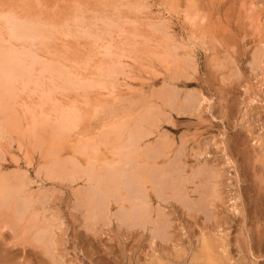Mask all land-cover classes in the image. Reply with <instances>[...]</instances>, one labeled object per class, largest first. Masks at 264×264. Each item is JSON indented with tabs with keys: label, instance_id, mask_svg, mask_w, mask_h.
Masks as SVG:
<instances>
[{
	"label": "rangeland",
	"instance_id": "obj_1",
	"mask_svg": "<svg viewBox=\"0 0 264 264\" xmlns=\"http://www.w3.org/2000/svg\"><path fill=\"white\" fill-rule=\"evenodd\" d=\"M7 14L45 40L11 39ZM79 18L118 27L96 46ZM0 34L5 50L108 74L0 107V182L25 186L11 205L0 192V264H197L204 238L222 264H264V0H0ZM66 110L79 129L62 135Z\"/></svg>",
	"mask_w": 264,
	"mask_h": 264
},
{
	"label": "bare ground",
	"instance_id": "obj_2",
	"mask_svg": "<svg viewBox=\"0 0 264 264\" xmlns=\"http://www.w3.org/2000/svg\"><path fill=\"white\" fill-rule=\"evenodd\" d=\"M121 6V5H119ZM139 6V5H137ZM141 6V5H140ZM115 7V6H114ZM143 7V6H141ZM82 9V8H81ZM77 10L78 12L84 11V9ZM114 9V8H113ZM131 9V7L129 8ZM115 11V9H114ZM134 11V10H133ZM142 11V10H141ZM118 12V11H116ZM114 12V13H116ZM9 13V11L7 12ZM77 13V12H76ZM106 13V12H105ZM78 14V13H77ZM76 16L79 17V14ZM83 14V12H82ZM100 14V13H99ZM107 14V13H106ZM75 15V14H73ZM84 15V14H83ZM98 15V13H97ZM97 15H94L97 16ZM112 15V14H111ZM118 15V14H117ZM120 15V14H119ZM4 16V15H3ZM9 16V17H8ZM122 16V15H121ZM72 17V16H71ZM82 19V15L80 16ZM106 16H104L105 18ZM120 17V16H118ZM5 18V16H4ZM3 18V19H4ZM7 19H5V22L8 26L9 29V35L11 37V39H15L17 41H37L38 39L40 40H45V33L44 31L41 29V25L34 23V22H27V21H23L20 20L18 18L15 17V15H9L7 14L6 16ZM85 18V17H84ZM103 18V17H102ZM100 18V20L102 19ZM111 18V16H110ZM107 18V19H103L101 21H103V23L105 24V26H103V28L105 27V30H100L99 27H96V24H87L85 19L84 21H81L80 18L77 19L78 20V25L76 27V31L80 32L84 35H86L84 38L88 37L90 39H92L94 41V45L96 44V46H98V44H100V42H104L106 39L105 37L110 35L111 30L113 28L116 29L115 25V20L113 21L112 19ZM2 19V17H1ZM33 19V18H32ZM70 19V18H69ZM72 19H76L75 17ZM80 20V21H79ZM99 20V19H98ZM118 20V19H117ZM97 21V20H96ZM71 22V21H70ZM77 22V21H76ZM100 22V21H99ZM68 23V22H67ZM72 23H74V21H72ZM92 23V21H91ZM119 23V21H118ZM124 23V22H123ZM135 23V22H134ZM69 24V23H68ZM67 24V27H68ZM76 24V23H74ZM138 24V23H137ZM158 24V23H157ZM156 24V26H157ZM64 25V24H63ZM66 25V24H65ZM64 25V27H65ZM73 25V24H72ZM102 25V24H101ZM159 25V24H158ZM164 25V24H163ZM116 26V27H115ZM161 26V25H160ZM52 27V26H51ZM63 27V26H62ZM61 27V29H62ZM102 27V26H101ZM155 27V26H153ZM163 27V26H162ZM60 28V27H58ZM161 28V27H160ZM164 28V27H163ZM166 28H168L166 26ZM56 29V28H55ZM64 29V28H63ZM62 29V30H63ZM66 29V28H65ZM118 29V28H117ZM155 29V28H154ZM157 31H159V28H156ZM165 29V28H164ZM164 29H161V31L163 32ZM167 31V30H164ZM77 32V33H78ZM65 34L67 36H70L72 33L71 31H69V29H67V31H65ZM79 34V33H78ZM75 35V34H74ZM112 35V34H111ZM8 36V35H6ZM81 36V35H80ZM49 37V36H48ZM76 37V36H75ZM49 39V38H48ZM47 40V39H46ZM50 40V39H49ZM3 39L1 37L0 34V107L2 108V110L7 111L9 109L12 108V105H14V101L16 99V97H18L19 93H22L21 90L23 89H27L31 84H35V87L37 86V88H41L43 90V97H41L40 99H45L46 103L47 101H55L56 100V95H58V92L60 90V92L69 91V89L71 88H76L78 91V89L83 90V92H87L88 90H92L95 89L96 87H104L106 84V78L108 76L107 75H99L97 76V78L95 79H89L87 80L86 77L82 78V76L80 75L79 72H74L73 69L67 67L65 64H55L52 61H43L40 59L39 55H37V53L35 51H32L31 48L29 47H25L26 49H29L27 51H24L22 46H21V50H23V52L17 51L13 48L10 47V49H6L3 47L2 42ZM46 42V41H45ZM44 42V43H45ZM101 42V43H102ZM12 43V42H11ZM18 43V42H17ZM42 43V44H44ZM50 43V42H49ZM14 44V43H13ZM27 44V43H25ZM31 45V44H30ZM33 45V44H32ZM125 45V44H124ZM133 45V44H132ZM42 46V45H41ZM15 47V46H14ZM24 47V46H23ZM112 44H109V46L105 47V53H102V56L104 57H112L115 56L114 52L112 51ZM18 49V48H16ZM103 49V47H102ZM35 50V49H34ZM126 50V49H125ZM127 51V50H126ZM128 52V51H127ZM132 52V51H131ZM40 54V53H39ZM124 54V53H123ZM39 58H38V57ZM64 56V55H63ZM121 56V54H120ZM127 57V56H126ZM124 57V59L126 58ZM169 57V56H168ZM92 58V57H91ZM116 58V57H115ZM129 58V57H127ZM46 59V58H45ZM118 59L120 60V58L118 57ZM123 59V58H122ZM48 60V59H47ZM109 60V59H108ZM86 61H88L86 59ZM118 61V60H117ZM114 62V61H113ZM121 62V60H120ZM58 63V61H57ZM115 63V62H114ZM112 64V61H111ZM119 64V63H118ZM123 64V62L120 63V65ZM86 65V64H85ZM102 66V65H101ZM108 66V65H107ZM115 66V65H114ZM125 66V65H124ZM104 67V66H103ZM110 67V66H109ZM102 68V67H101ZM112 68H114L112 66ZM117 67H115L116 69ZM119 68V67H118ZM123 68V67H122ZM120 68V69H122ZM99 69V68H98ZM109 69V68H108ZM111 69V67H110ZM115 69L113 71H115ZM100 70V69H99ZM104 70V69H103ZM108 71V70H107ZM120 71V70H119ZM123 71V69H122ZM125 71V70H124ZM36 73L38 75H36ZM109 73V72H108ZM117 72H115L114 75ZM122 73V72H121ZM112 75V73L110 74ZM109 75V76H110ZM112 75V76H114ZM106 76V77H105ZM119 76V75H118ZM48 77V81L51 80L52 84L50 86H44V81L45 79H47ZM110 78V77H109ZM108 79V78H107ZM118 80V79H117ZM110 82V81H109ZM112 82L114 83V78L112 80ZM116 82V81H115ZM119 82V81H118ZM112 83V85H113ZM111 85V86H112ZM20 86L22 87V89H20ZM34 87V88H35ZM34 89H32L33 91ZM80 90V91H81ZM21 91V92H20ZM64 93V92H63ZM32 94V93H30ZM252 99V98H251ZM256 99V98H255ZM253 100V99H252ZM59 101V100H58ZM251 101V100H250ZM249 101V102H250ZM255 101V100H254ZM253 101V102H254ZM41 102V101H39ZM13 103V104H12ZM252 103V102H251ZM255 103V102H254ZM40 104V103H39ZM42 104V103H41ZM40 104V105H41ZM38 105V104H37ZM45 105V104H44ZM73 105V104H72ZM15 106V105H14ZM39 106V105H38ZM54 106V104L52 105V107ZM42 108V107H41ZM43 109V108H42ZM12 111V110H11ZM10 111V112H11ZM29 111V110H28ZM40 111V110H39ZM46 111V110H45ZM13 112V111H12ZM63 112V111H62ZM77 112V111H76ZM74 112H63L60 114V116L58 117L59 122L61 123L58 127V129L56 130L57 133H61L62 135L64 134H70L69 132L75 128L77 129V122L79 123L80 121V116L77 113ZM97 112V110H96ZM105 112V111H104ZM103 112V113H104ZM245 112V111H244ZM41 113V112H40ZM1 114V113H0ZM45 114V113H43ZM4 115V113H3ZM9 115H11L9 113ZM46 115V114H45ZM98 115V112H97ZM245 115V114H244ZM7 116V115H6ZM33 116V115H32ZM44 116V115H42ZM14 117V116H11ZM47 118V116H45ZM49 117V116H48ZM245 118V117H244ZM9 119V118H8ZM33 119V118H32ZM36 121V120H35ZM45 121V120H44ZM243 121V119H242ZM245 121V120H244ZM7 123V119L5 121ZM10 122V120H9ZM46 122V121H45ZM247 122V121H246ZM245 122V123H246ZM244 123V122H242ZM244 123V124H245ZM118 124V123H117ZM1 125V124H0ZM6 125V124H5ZM39 125V124H38ZM58 125V124H57ZM116 125V124H115ZM122 125V124H121ZM55 126V125H54ZM33 133L36 131L37 127H33ZM118 128V127H117ZM121 128V127H120ZM74 129V130H75ZM79 129V128H78ZM77 129V130H78ZM1 130V129H0ZM119 130V129H117ZM6 131V130H5ZM55 131V132H56ZM1 132V131H0ZM116 132V130L114 131V133ZM2 133V132H1ZM0 133V134H1ZM5 134V133H4ZM60 134V135H61ZM122 132H116L117 138H121ZM59 135V136H60ZM132 137V136H131ZM130 137V138H131ZM135 137V136H134ZM260 138V137H259ZM258 138V139H259ZM143 139V138H142ZM262 139V137H261ZM264 139V138H263ZM136 140V139H135ZM264 145V143H263ZM110 146V145H109ZM138 146V145H137ZM264 149V148H263ZM112 150V149H111ZM113 151V150H112ZM109 152V151H108ZM128 156L127 159H129V161H133L135 159H133L132 157V152L126 153ZM125 156V157H126ZM151 157V156H150ZM119 160V159H118ZM122 160V159H120ZM123 161V160H122ZM104 162V161H103ZM107 162V161H106ZM136 162V161H134ZM119 166V165H118ZM154 166V165H153ZM77 167V166H76ZM127 167V166H126ZM113 171V170H112ZM92 172V171H91ZM91 172L88 173L91 175ZM116 173V171H115ZM106 175V174H105ZM109 175H107V177H109ZM97 177V176H96ZM95 177V178H96ZM99 177V176H98ZM107 177H105V179H107ZM112 177V176H111ZM110 177V178H111ZM151 177V176H150ZM91 178V177H90ZM177 178V177H176ZM179 179V178H178ZM2 180V178H1ZM0 180V181H1ZM91 180V179H90ZM132 180V178H131ZM5 181V180H4ZM108 181V180H107ZM114 182V181H113ZM8 180L5 182H0V192H1V197H2V202L7 203L9 205L13 204V202L15 201V199L17 198V195H19L21 193L22 196H24V192L23 188L18 187V188H11V184H8ZM124 182H122L123 184ZM21 185V184H20ZM23 186V185H22ZM174 187V186H173ZM21 188V189H20ZM27 191V190H26ZM23 193V194H22ZM30 194V193H29ZM26 196V195H25ZM20 197V195L18 196ZM27 200V199H26ZM133 201V200H132ZM144 201V200H143ZM1 202V205L3 204ZM26 204L27 202L24 201ZM131 202V201H130ZM24 203V204H25ZM25 204V205H26ZM43 204V203H41ZM147 204V201H146ZM24 205V206H25ZM35 205V204H34ZM3 206V205H2ZM8 206V205H7ZM130 206V204H129ZM235 206V207H234ZM234 208H236V203H234ZM92 209V208H91ZM234 210V209H233ZM144 211V210H143ZM139 212V211H138ZM236 213V212H235ZM30 218V217H29ZM22 219V218H21ZM149 221V220H148ZM146 222V221H145ZM34 228V227H33ZM51 232V231H50ZM218 235V234H217ZM205 236V235H204ZM219 236V235H218ZM207 237V236H206ZM46 238V237H45ZM215 243V242H214ZM211 243V241H209L207 238L203 239L202 242V248L199 252V254H197V256H195V261L197 262V264H222V258L219 257V253L217 254V248L215 247L216 243ZM214 244V245H213ZM220 250V249H219ZM48 251V250H47ZM183 251V250H181ZM198 251V250H197ZM193 252V251H192ZM196 252V251H195ZM178 253V252H177ZM182 253V252H181ZM192 255V254H191ZM176 257V256H175ZM180 257V256H179ZM222 257V256H221ZM229 257V256H228ZM193 258V257H192ZM162 259V258H161ZM177 259V258H176ZM156 259H154V262ZM160 260V259H159ZM181 260V259H179ZM161 261V260H160ZM157 263V262H156ZM159 263V262H158ZM163 264V263H161ZM168 264V263H167ZM176 264V263H175Z\"/></svg>",
	"mask_w": 264,
	"mask_h": 264
}]
</instances>
